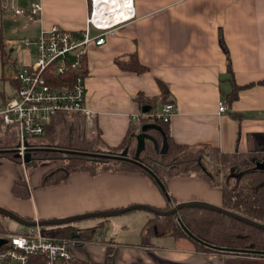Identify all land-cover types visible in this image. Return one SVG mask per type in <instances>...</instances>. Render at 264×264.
<instances>
[{"label":"crops","instance_id":"crops-1","mask_svg":"<svg viewBox=\"0 0 264 264\" xmlns=\"http://www.w3.org/2000/svg\"><path fill=\"white\" fill-rule=\"evenodd\" d=\"M30 1L0 0V4L26 9ZM132 1L134 18L114 26L102 43L87 46L83 86L84 106L93 114L89 130H97L107 146L118 144L129 125L136 124L132 117L141 111L134 98L159 95L158 79L174 103L168 116L174 142L214 145L223 152H264V0ZM39 2L41 10L34 21L0 8L4 50L14 42L13 32L22 39L35 38L51 24L71 31L83 25L86 0ZM133 52L146 71L135 74L117 67L114 58ZM32 53L34 57L33 47L12 61L28 64ZM3 56L10 60L6 52ZM2 69L0 60V79ZM233 87L239 89L228 101L226 94ZM6 96L1 93L0 104ZM219 101L226 104L224 112L217 111ZM40 173L0 157V206L38 220L132 203L160 209L185 201L221 203L220 189L193 175L165 180L168 203L141 172L104 171L91 176L78 171L49 186L39 185ZM14 180L26 181L29 198L10 193ZM134 214L139 220L136 237L125 233L129 224L106 217H85L95 220H85L82 228L70 223L86 240L71 247L72 256L91 264H264L263 253L200 251L187 239L170 234L141 239L140 228L151 216Z\"/></svg>","mask_w":264,"mask_h":264},{"label":"trees","instance_id":"trees-1","mask_svg":"<svg viewBox=\"0 0 264 264\" xmlns=\"http://www.w3.org/2000/svg\"><path fill=\"white\" fill-rule=\"evenodd\" d=\"M4 53L0 38L1 64L4 63ZM114 61L122 71L137 74L147 70L134 52L114 58ZM13 73L8 77L12 87L15 86ZM70 75L72 71L67 69L57 80L68 79ZM156 84L160 89L159 95L140 100L138 94L134 98L140 108L146 106L148 109L139 112L138 122L129 125L124 137L116 145L107 146L97 130L87 133L82 112H54L43 133L38 138L28 140L25 148L27 159L24 162L13 151L17 140L14 129L0 123V157L21 163L27 168L36 166L42 160L57 157L65 159L66 163L40 174L41 186L54 185L65 180L68 174L78 171H85L91 176L104 171L141 172L168 203L170 196L165 188V180L173 176L193 175L201 178L207 186L220 189V206L224 210L264 224V152H223L214 145L174 142L168 132V120L157 116L155 111L157 104L162 107L167 103L174 106V103L165 85L158 79ZM238 89L233 87L226 94V99H234ZM139 133L144 134L140 148L137 147ZM41 136L48 138V144H37ZM10 193L24 200L30 197L26 181L14 180ZM169 208L168 205L161 210ZM4 218L0 214V231L8 232L3 223ZM43 230L55 237H78L79 244L86 241L73 231L70 224L43 227ZM139 234L141 239L170 234L187 239L200 251L264 253V230L200 207L181 208L171 215H151L142 224ZM106 249L110 253V247ZM67 264L91 263L72 256Z\"/></svg>","mask_w":264,"mask_h":264},{"label":"built area","instance_id":"built-area-1","mask_svg":"<svg viewBox=\"0 0 264 264\" xmlns=\"http://www.w3.org/2000/svg\"><path fill=\"white\" fill-rule=\"evenodd\" d=\"M120 1V0H119ZM87 13L81 28L63 29L57 24L42 29L35 38H24V47L32 46L34 57L14 73L13 94L0 104V123L12 127L17 137L13 148L20 161L30 139L38 138L54 112H82L85 124L92 127L93 114L84 106L83 58L88 44H100L104 37L113 34V27L134 18L132 0H122L112 6L110 0H86ZM1 10L23 15L34 21L41 10L39 0H31L28 8H16L7 3ZM69 69L70 78L57 80ZM226 104L219 101L218 112ZM173 112L172 103L162 105L159 116L168 120ZM135 123L138 116L132 117ZM21 164V163H20ZM0 264H67L72 257L71 247L78 245V237L52 236L43 227L27 226L21 232L0 233Z\"/></svg>","mask_w":264,"mask_h":264},{"label":"rangeland","instance_id":"rangeland-1","mask_svg":"<svg viewBox=\"0 0 264 264\" xmlns=\"http://www.w3.org/2000/svg\"><path fill=\"white\" fill-rule=\"evenodd\" d=\"M11 36H13L15 39H14L13 43L12 42L7 43V46L5 48L6 55L10 56V60H7V58L4 57L7 61H5L2 64L3 65L2 72H3L4 77H3V79H0V99H1V93H3L5 96L13 94V87H12V85L10 83V79L8 77L10 75H12L14 69H17L18 67H21L23 65L21 61L13 63L12 60H14L15 58L16 59L18 58L17 57V56H19L18 53H20L21 56H23V53L25 55V53L28 52V51H29V53L32 52V47L25 48V47L22 46L23 39L21 38V36L17 32H13L11 34ZM10 47H12V49H13V51H11V52H9V50H7V48H10ZM32 57H33V53H32ZM155 108H156L155 109L156 115L159 116L160 113H161V105L157 104V106ZM85 127L87 129V133H91L90 130H89L90 128H88L86 126V124H85ZM135 133H137V131ZM42 142L44 144H48L49 140H48V138L45 139V137L41 136L39 138L37 144L38 145L42 144ZM24 151H25L24 152V155H25V153L27 151H26V149ZM64 163H66L65 159H63L61 157H57V158H53V159L39 161V163L36 164V166L29 167V168L26 167V168L28 170H30L31 173H35L36 171H39V170H41V173H42V172H44L46 170L53 169L55 166L62 165ZM135 204H137V203H135ZM134 213H143V214H146L148 216L152 215V213H150L149 211H146L144 209H142V210L141 209H132V210H127L125 212L113 215V216H108L106 218H108V220H111V221H115V222H119V223H126L127 225L129 224L128 230L125 231V233L126 234L129 233L128 236L136 237L137 233H138L136 226H137L139 220L138 219H134V216H132V215H135ZM84 218L83 219H73V220L70 221V223L74 224L78 228H82V226L87 222L85 220H95V219H84ZM128 222H130V223H128ZM3 223H5L6 230L8 232H11V233H13V232H21V231H23L26 228L23 225H21L19 223H16L13 220L11 221L8 218H4ZM48 226L49 225H41V227H48ZM0 233H5V232L0 231ZM59 236L66 237V236H63V235H59ZM83 239H84V237H83Z\"/></svg>","mask_w":264,"mask_h":264},{"label":"water","instance_id":"water-1","mask_svg":"<svg viewBox=\"0 0 264 264\" xmlns=\"http://www.w3.org/2000/svg\"><path fill=\"white\" fill-rule=\"evenodd\" d=\"M148 109V107L146 106H142L141 107V112H146ZM142 128H144V126H142ZM144 134L143 133H139V135L137 136V140H138V148H140V144H141V140L143 138ZM27 159V153H25L24 157H23V162ZM164 194L166 195L165 191ZM185 207H197V208H203V209H207L210 211H217L220 212L224 215L227 216H231L232 218L237 219L238 221L244 222L246 224H249L255 228H260L261 230H264V224L259 223V222H255L247 217H242L239 216L237 214H234L230 211H226L224 210L220 205H213L210 204L208 202H204V201H185V202H177L174 203V205H171L169 209L166 210H161L159 208H153L152 206L148 205V204H127V206L125 207H121V208H117V209H113V210H103V211H98V212H84L82 214H72L70 216H66V217H55V218H41V219H33V220H25L23 219L21 216L17 215L15 212L10 211L8 209H5L3 207L0 206V214H2L3 216H5L6 218L10 219L11 221H15L16 223H19L21 225H23L24 227L27 226H38L41 227V225H49V226H56V225H61V224H70V221L73 219H83L84 217H108V216H113L122 212H125L127 210H132V209H144L146 211H149L150 213H152V215H160V216H164V215H171L172 213L176 212L178 209L181 208H185ZM4 242V240L2 238H0V243Z\"/></svg>","mask_w":264,"mask_h":264},{"label":"bare ground","instance_id":"bare-ground-1","mask_svg":"<svg viewBox=\"0 0 264 264\" xmlns=\"http://www.w3.org/2000/svg\"><path fill=\"white\" fill-rule=\"evenodd\" d=\"M121 2H122V0H110V4L112 5V6H115L116 4H118V5H120L121 4Z\"/></svg>","mask_w":264,"mask_h":264}]
</instances>
